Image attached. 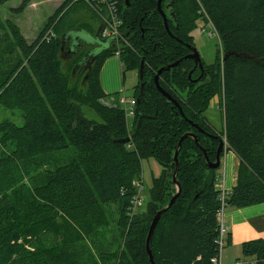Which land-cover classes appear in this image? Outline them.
<instances>
[{"label":"trees","instance_id":"trees-1","mask_svg":"<svg viewBox=\"0 0 264 264\" xmlns=\"http://www.w3.org/2000/svg\"><path fill=\"white\" fill-rule=\"evenodd\" d=\"M9 1L0 0V6ZM109 1L122 17L119 39L102 37V0H64L32 42L5 20L11 38L5 60L0 57V106L20 109L24 125L0 121V264H151L149 226L177 190L174 157L187 133L198 143L187 137L179 149L182 190L152 237L156 264H212L220 256L222 191L216 188L219 172L207 166L204 152L214 160L222 141L240 160L225 209L264 202V0H163L173 35L158 0ZM30 2L21 0L13 10L24 12ZM78 5L98 18L97 27L85 10L78 24L60 25ZM198 20L215 28L220 54L211 73L194 82L188 77L193 63L184 57ZM50 29L55 36L45 38ZM117 51L123 75L138 71L136 101L144 59L145 92L132 127L120 103L107 101L101 83L102 66ZM177 60V67L161 74L160 85L181 110L154 83L157 71ZM216 95L224 117L220 131L206 114ZM83 107L102 122L86 118ZM149 157L162 172L149 190L148 212L132 218L134 183ZM108 205L120 210L118 246L109 242L101 249L94 242L110 224ZM85 255L90 262H83ZM242 256L264 264V239L245 241Z\"/></svg>","mask_w":264,"mask_h":264},{"label":"rangeland","instance_id":"rangeland-1","mask_svg":"<svg viewBox=\"0 0 264 264\" xmlns=\"http://www.w3.org/2000/svg\"><path fill=\"white\" fill-rule=\"evenodd\" d=\"M64 0H31L30 4L27 6L26 10L21 13H16L13 9L17 8L21 0H12L6 4L0 6V57L4 60L6 54L3 53L7 50V45L10 42V39H7V36L11 38L9 32L5 26V20H13L18 26H20L22 33L25 35V39L29 42H32L37 38L48 18L52 16L57 8L62 4ZM38 2V3H36ZM85 10L90 20L89 22L97 27L99 25V20L97 17L93 18L89 10L84 9L81 5H78L75 9H71L60 21V25L63 26H72L80 17V12ZM99 9H97V12ZM61 15V14H60ZM102 19V17H101ZM198 27L192 32L194 35V44L197 51L200 53L204 62L208 64H213L217 57L220 54V40L217 32L215 33V28L211 23H207L204 20H198ZM78 24V23H76ZM52 27V26H51ZM50 27V28H51ZM54 28V27H53ZM61 29V27H59ZM49 32H45L44 36ZM83 34H87L86 31H79ZM118 57V58H117ZM112 65V62H115L113 71L110 73V79L113 78L111 83L115 87L112 93L108 94L107 101L110 103H120V105L125 109L124 103L120 102V99H125L130 101L135 98V88L139 82V76L137 70H126L123 78L124 68L121 66V61L119 56H114L106 61ZM105 63V64H106ZM112 63V64H111ZM112 76V77H111ZM111 98V99H110ZM115 99L114 101H111ZM219 102L214 106L209 107L206 114L214 127L215 130L220 131L223 128V112L220 109L221 98L218 97ZM214 104V103H213ZM219 104V105H218ZM84 116L89 120H94L96 122H102L100 116H98L93 110L87 107L82 108ZM0 121H10L19 126L24 125L23 112L20 109H8L0 106ZM133 118L128 119L129 127H132ZM223 166V165H222ZM222 166L218 169L220 173ZM162 172L161 164L153 157L142 159V175L140 178L141 184L144 186L143 191V203L142 206L137 209L135 214L129 215L130 217L142 216L148 212V207H150L151 197H150V188L153 183L154 177H158ZM107 212V221L109 226L104 230L103 234L98 236L99 238L95 239V246L101 249H108L107 244L109 242H114L115 246H118L116 241V234L118 230L117 220L119 219L120 210L116 206H106ZM113 245V243H112ZM112 247V246H111ZM110 247V249H111ZM245 260H250L246 258ZM83 262H90V257L85 255Z\"/></svg>","mask_w":264,"mask_h":264},{"label":"crops","instance_id":"crops-1","mask_svg":"<svg viewBox=\"0 0 264 264\" xmlns=\"http://www.w3.org/2000/svg\"><path fill=\"white\" fill-rule=\"evenodd\" d=\"M106 61L101 69V83L103 90L110 94L115 89L111 83L113 78L110 79V73L114 69L115 62L110 65V61L107 63ZM239 163L240 160L236 154L227 148L222 160V170H219L221 172L216 182L217 189L229 191L233 188L236 184ZM223 224L226 227L227 234L226 244L221 252V263L234 264L238 261H247L242 256V244L252 239H264V202L241 208H226L223 215Z\"/></svg>","mask_w":264,"mask_h":264},{"label":"built area","instance_id":"built-area-1","mask_svg":"<svg viewBox=\"0 0 264 264\" xmlns=\"http://www.w3.org/2000/svg\"><path fill=\"white\" fill-rule=\"evenodd\" d=\"M90 1V0H85ZM103 2L107 3V13L102 14L103 19V26L101 28V34L104 38H114L119 39L121 37L120 27L122 25V17L115 5L112 4L109 0H102ZM216 33V30H214ZM55 36L52 29L49 30V32L45 35V38L50 39V37ZM119 51L116 52V56H119ZM120 102L124 103L125 105V115L127 120L131 117L134 118L135 111H136V104L137 101L135 98L131 99L129 102L125 99H120ZM135 187L137 188L136 193L134 194L131 204H130V211L129 214H135L137 209H139L142 206L143 203V191L144 186L141 184L139 180H136L134 183ZM222 191V190H221ZM227 191H222L220 195V200L222 201V206L219 210V220H220V237L218 239L220 250L222 252V249L224 245L226 244V234L227 230L226 227L223 224V215L225 211V196ZM212 264H222L221 263V254L219 257L212 259ZM234 264H254L253 261H238Z\"/></svg>","mask_w":264,"mask_h":264},{"label":"water","instance_id":"water-1","mask_svg":"<svg viewBox=\"0 0 264 264\" xmlns=\"http://www.w3.org/2000/svg\"><path fill=\"white\" fill-rule=\"evenodd\" d=\"M163 0H158V9L161 11V3H162ZM126 2L128 3L129 0H126ZM163 17H164V22H165V26H166V29L169 31V27H168V23H167V19L164 15V13L161 11ZM100 31V29H99ZM79 37V36H78ZM78 40V39H77ZM63 45H64V42L62 43V48H63ZM76 51V50H75ZM74 51V52H75ZM194 53L191 54L189 57L190 58H194L196 59L197 61L200 62V67H202V64H201V59H200V56L199 54L196 52V50L193 51ZM89 53L86 54L85 58L88 56ZM93 60H88V63H91ZM178 63H174V64H171V65H167V66H164L162 68H160L155 77H154V81H155V84H156V87L158 88V90L162 93V95L164 97H166L169 101H172L175 105L178 106V108L181 110V107L180 105L176 102V100H174V98L168 93L166 92L160 85L159 83V77L160 75L162 74L163 71H166V70H169L170 68L174 67L175 65H177ZM139 75H140V80H141V84H140V93L137 97V103H139L141 101V97L144 95V92H145V84L143 82V79H144V60H142L141 62V67H140V72H139ZM187 137H193L196 141V143H198V140H197V137L194 133H187L185 134L183 137H181L180 141H179V147L175 153V157H174V160H175V163H176V170L173 174V184L176 185L177 187V190L176 192L174 193V195L171 197L170 199V202L168 203L167 206L163 207L162 209L158 210L157 213L155 214V216L153 217L152 221H151V224L149 226V231H148V235H147V239H146V249H147V253L149 255V259H150V262L151 264H156L155 262V259H154V255L152 253V250H151V246H150V243H151V240H152V237L154 235V232H155V229H156V226L162 216V214L164 212H166L172 205L173 203L175 202V200L177 199V197L179 196L181 190H182V186H181V183L177 180V172H178V168H179V160H178V153H179V149L181 148L182 146V142L185 138ZM130 140V138L124 140V142H128ZM225 149V145H224V141H222L219 145V149L217 151V155H216V159L214 161L210 160V158L208 157V155L205 153V158L207 160V166L210 168V169H213V170H218L220 167H221V151H224Z\"/></svg>","mask_w":264,"mask_h":264},{"label":"flooded vegetation","instance_id":"flooded-vegetation-1","mask_svg":"<svg viewBox=\"0 0 264 264\" xmlns=\"http://www.w3.org/2000/svg\"><path fill=\"white\" fill-rule=\"evenodd\" d=\"M163 2V1H162ZM128 4H129V2H128ZM161 7H162V3H161ZM157 9H158V1H157ZM158 11L160 12V14L162 15V13H161V11L164 13V11H163V9L161 8V11L158 9ZM164 15H165V17H166V14L164 13ZM162 17H163V15H162ZM166 19H167V17H166ZM163 22H164V17H163ZM167 23H168V21H167ZM164 25H165V22H164ZM168 27H169V25H168ZM165 28H166V26H165ZM167 30V29H166ZM167 32L169 33V34H171V35H173L172 33H171V31H170V28H169V31L167 30ZM188 48H189V52H188V54L184 57V58H186V59H189L192 63H193V67L190 69V71H189V73H188V77L190 78V79H192L194 82H198V81H201V79L205 76V73H208V75L211 73V70H209L208 68H209V66H211L212 64H206L205 62H204V60H203V58L201 57V55H200V53L197 51V49H196V47H195V44H194V41H193V44L191 45V44H188ZM194 50H196V52L199 54V56H200V59H201V64H202V67H200V62L199 61H197L196 59H194V58H190L189 56L191 55V54H193L194 52ZM142 60H144V59H142ZM180 62H181V60H177V61H175V62H173V63H170V64H168V65H171V64H174V63H178L177 65H175L174 67H172V68H175V67H177L179 64H180ZM167 66V65H166ZM140 67H141V65H140ZM164 67V66H163ZM162 68V67H161ZM172 68H170L169 70H171ZM169 70H166V71H169ZM164 72V71H163ZM162 72V73H163ZM161 76V75H160ZM155 77V76H154ZM154 83H155V81H154ZM159 83H160V77H159ZM145 84V83H144ZM156 85V84H155ZM162 87V86H161ZM158 89V88H157ZM164 89V88H163ZM167 92V91H166ZM218 97L220 98V96H218V95H216L215 97H213L212 99H211V101H210V107L211 106H214L216 103H218L219 102V100H218ZM214 103V104H213ZM219 105V104H218ZM177 106V105H176ZM178 107V106H177ZM220 107V106H219ZM179 109V108H178ZM208 120H209V118H208ZM209 124L210 125H212L211 124V122H210V120H209ZM213 127V126H212ZM212 136V135H211ZM218 136V135H217ZM183 137V136H182ZM224 145H225V149H224V151H221V164H222V160H223V157H224V153H225V150L227 149V143L224 141ZM218 149H219V145H218ZM218 149H217V151H218ZM216 155H217V152H216ZM216 159V158H215ZM215 159L214 160H212V161H214V162H216L215 161ZM211 160V159H210ZM222 166V165H221Z\"/></svg>","mask_w":264,"mask_h":264}]
</instances>
